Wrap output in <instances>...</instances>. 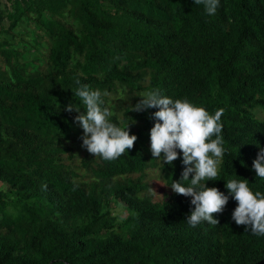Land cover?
<instances>
[{
    "label": "trees",
    "instance_id": "trees-1",
    "mask_svg": "<svg viewBox=\"0 0 264 264\" xmlns=\"http://www.w3.org/2000/svg\"><path fill=\"white\" fill-rule=\"evenodd\" d=\"M77 81L106 90L111 121L138 137L114 161L76 158L83 129L66 107L81 103ZM149 90L210 114L223 108L225 153L203 183L227 195V180L245 178L264 192L253 168L264 148V0H220L215 15L194 0L0 7V264H264V236L235 223L233 198L214 214L219 225L187 223L192 198L170 187L183 153L171 165L154 159L159 109L132 110Z\"/></svg>",
    "mask_w": 264,
    "mask_h": 264
},
{
    "label": "clouds",
    "instance_id": "clouds-1",
    "mask_svg": "<svg viewBox=\"0 0 264 264\" xmlns=\"http://www.w3.org/2000/svg\"><path fill=\"white\" fill-rule=\"evenodd\" d=\"M194 3L202 4L208 15H215L220 7V0H194ZM76 83L79 86L73 92L85 111H81L80 104H70L66 111L79 113L74 119L83 129L82 147L105 161L116 160L134 147L137 135L130 134L129 124L121 127L111 121L112 109L103 99L109 95L106 90L102 92L79 81ZM140 97L142 99L132 110L159 109L152 114L155 124L150 130L153 158L171 165L180 156L177 150L183 153L181 178L173 180L170 187L176 194L192 198L194 208L186 217L187 223L193 228L202 222L219 225L214 214H222L231 197L238 202L232 213L235 223L247 226L246 230L254 235L264 236V192H254L245 178L227 180V195L216 187H208L207 182L203 183L216 180L218 165L225 153L221 134L224 109L210 114L186 97L174 100L161 95L159 90H149ZM253 168L257 177L264 179V148L253 161Z\"/></svg>",
    "mask_w": 264,
    "mask_h": 264
},
{
    "label": "rangeland",
    "instance_id": "rangeland-1",
    "mask_svg": "<svg viewBox=\"0 0 264 264\" xmlns=\"http://www.w3.org/2000/svg\"><path fill=\"white\" fill-rule=\"evenodd\" d=\"M7 0H0V7L2 8L3 5H6ZM6 23V22H5ZM112 106H117L116 102L119 101V96L118 95H112ZM132 101L129 98H124V100H122V104L123 105H127L130 104ZM74 151H75V155L76 158L79 160L81 157H83L86 153H89L85 148L82 147V143H78L77 145L74 146ZM149 177H150V183L152 188L154 189V191L157 193L158 196H162L163 192L165 190V185L163 180L160 178V176L157 173L156 169H150L149 170ZM5 188V184L0 182V189H4ZM122 208L121 206H117L115 207V212H121Z\"/></svg>",
    "mask_w": 264,
    "mask_h": 264
}]
</instances>
